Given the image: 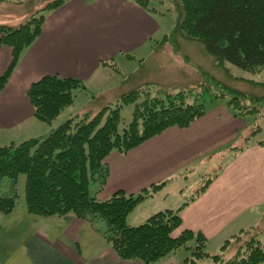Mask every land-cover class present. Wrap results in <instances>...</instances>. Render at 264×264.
Instances as JSON below:
<instances>
[{
    "label": "crops",
    "instance_id": "crops-1",
    "mask_svg": "<svg viewBox=\"0 0 264 264\" xmlns=\"http://www.w3.org/2000/svg\"><path fill=\"white\" fill-rule=\"evenodd\" d=\"M43 15L39 36L21 53L0 92V146L43 137L58 126L34 116L27 97L31 84L43 77L77 79L85 91L102 85L99 94L111 92L110 83L118 87L123 79L108 81L110 65L127 60L134 62L129 63L132 66L141 65L152 54L161 30L153 13L125 0H69ZM11 59V50L0 45V76ZM14 133L20 137H10ZM249 137L246 119L218 103L186 129L170 127L125 155L111 152L104 160L108 176L97 199L117 192L135 195L163 183L141 202H146V209L138 223L184 205L181 224L172 236L190 230L207 241L231 238L235 234L230 230L242 223L246 213L255 211L259 217L264 208V142L251 145ZM212 160L223 164L203 192L197 194L202 185L185 182L174 194L161 193L177 179L187 181L190 169L210 172ZM187 192L190 198L181 204L178 198ZM20 209L0 216L1 227L9 226L3 240L0 235V264H143L120 260L92 227L73 216L39 217L27 214L24 206ZM24 222L32 223L28 233Z\"/></svg>",
    "mask_w": 264,
    "mask_h": 264
},
{
    "label": "trees",
    "instance_id": "trees-1",
    "mask_svg": "<svg viewBox=\"0 0 264 264\" xmlns=\"http://www.w3.org/2000/svg\"><path fill=\"white\" fill-rule=\"evenodd\" d=\"M67 1L48 0L43 9L31 14L17 27L0 25V45L7 46L12 53L8 68L0 76V92L21 53L39 36L43 14ZM125 1L153 14L156 9L151 4L166 3L175 16L171 35L181 34L186 40L201 43L216 62L249 73L264 68V0ZM162 41L168 42L169 37L166 35L158 42ZM110 66L114 67V64ZM127 79L122 80L121 87ZM220 87L225 89L226 95H230L226 107L236 111L234 116L240 117L238 112L241 111V116L254 111L241 104V109L234 108V104L239 102L237 92L223 85ZM85 89V84L77 79L43 77L30 85L27 97L34 116L52 124L66 108L73 105L76 92ZM140 92L146 91H141L139 87L122 93L118 104H107L93 114L70 115L43 137L0 146V182L5 178L11 182V192L0 194V215H9L16 207L15 184L18 177L24 175V207L27 214L39 217L73 216L84 221L100 234L122 261L159 264L178 250L189 249L187 244L193 241L192 257L180 264H199L204 259H212L214 264H264V248L256 240V234H250L256 227L241 230L231 240L224 241L220 253L216 255L206 252L207 239L201 233L183 230L172 236L181 224L180 210L184 205L176 210L156 212L136 226L127 224V216L163 183L135 195L117 192L105 200L97 199L108 176L104 160L111 152L125 155L170 127L188 128L206 113L202 104L189 103L182 93L145 97L137 102L142 96ZM129 104H134L132 120L122 126L120 110ZM98 222L103 226H97ZM244 233L249 235L244 244L225 259L224 254L234 242L232 240L236 242Z\"/></svg>",
    "mask_w": 264,
    "mask_h": 264
},
{
    "label": "rangeland",
    "instance_id": "rangeland-1",
    "mask_svg": "<svg viewBox=\"0 0 264 264\" xmlns=\"http://www.w3.org/2000/svg\"><path fill=\"white\" fill-rule=\"evenodd\" d=\"M47 3L48 0H0V25H6L13 28L17 27L25 22L31 14L43 9ZM151 5L156 9L154 16L158 19L161 25L160 35L157 38V42H153L155 45H153V47L155 48L152 51V54L148 55L141 65L133 64L132 66V64L129 63L134 62H129L128 60L116 62L117 66L114 64V67H111V69H109L110 72H108L111 73L112 78H109L108 74L106 75V79L109 78L108 81L111 82L115 78H120V76L122 79L128 77L125 85L122 87L120 85L114 87L115 84L111 82L109 87L111 92H107L106 90L102 94L98 93L100 92L98 89L102 88V85L98 89L89 86L85 92H76L73 105L66 108L55 120L54 123L56 126L61 124L70 115L74 116L85 112L93 114L104 108L107 104L114 106L115 104H118L122 93L136 88L139 89V87L141 91L142 89L146 91V94L140 92L142 96H139L137 102H140L145 97L174 96L182 93L183 95H186L188 101H190L189 103L196 102L197 104H202L206 112V109H209L218 103H222L226 106V102L230 99V95H226L225 89L220 87L223 85L234 89L237 92L239 102L234 104V108H238L239 110L242 106H247V108L254 109V111H250V113L243 116H241L243 113L242 111L238 112V114L240 113V117L245 118L250 125V144L254 145V143L264 142V68L249 73L229 64L216 62L214 58L206 52L201 43L186 40L181 34L171 35L174 29L175 16L166 3H153ZM166 35L169 37L168 42H158ZM219 83H221V85L217 86ZM105 89H107V87ZM221 94L225 96L220 97ZM240 104L242 106H239ZM133 110L134 104L124 105L121 108V125H127L132 120ZM229 110L232 114L236 112H232V109ZM10 137L19 138L20 136L14 133L11 134ZM15 143L17 144L18 142ZM217 162L218 160H212V162H209V168L211 167L212 170L208 173L204 172L202 167L190 169L188 173L191 174H189L187 181L177 179L167 186L161 193L168 192L174 194L178 189V185L185 182H187L186 185L188 184L189 186L197 184V186L202 185V187H204V185L210 182V179L214 178V175L218 173V169L223 164H221L222 161ZM10 183L9 179L5 178L1 180L0 194L8 195V193L11 192ZM24 185L25 176L20 175L15 184V194L17 196L16 211L21 210L20 208L24 206ZM92 187L93 186H91V188ZM188 198H190V196L187 192L183 198H178V200H180L181 203L185 202L183 200H187ZM145 203L146 202L140 203L131 212L126 219L127 224L131 226L140 224L138 222L139 220H143L142 218L145 213L144 210L146 209L143 205H145ZM168 204L171 207L173 206L172 202ZM139 209H142L141 214H139ZM262 211V213L259 211V217L258 213H254L255 211H249L246 213L241 218L242 223L230 230L232 235L239 234L241 228L247 230L248 228L256 227L257 229L252 230L250 234H256V240L259 241L264 248V208ZM243 223L245 224L243 225ZM24 224L26 227L25 233H28L32 228H29L32 223L24 222ZM96 225H99V227L103 226L101 222H98ZM8 227L9 226L7 225L1 227V240L5 238L4 234ZM244 234L245 235H242L236 242L235 240H232L234 242L230 244L229 249L224 254L225 259L231 257L237 251L239 246L244 244L245 239L249 237L246 233ZM227 239L231 240L230 237L221 236L208 240L206 252L211 255L219 254L221 246ZM194 245L195 243L190 241L187 244L189 249H180L169 255L167 260L159 262V264H180L184 259L186 260L192 257L191 248H193ZM199 264L214 263L212 262V259H204L200 261Z\"/></svg>",
    "mask_w": 264,
    "mask_h": 264
}]
</instances>
